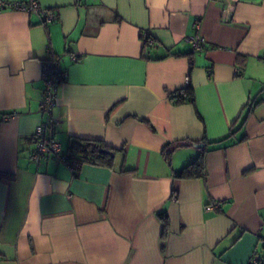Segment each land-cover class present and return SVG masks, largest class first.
<instances>
[{"label":"crops","instance_id":"crops-1","mask_svg":"<svg viewBox=\"0 0 264 264\" xmlns=\"http://www.w3.org/2000/svg\"><path fill=\"white\" fill-rule=\"evenodd\" d=\"M38 1L49 24L0 11V264H264V0ZM51 57L61 149L104 142L113 167L31 161ZM202 150L205 179H175Z\"/></svg>","mask_w":264,"mask_h":264},{"label":"built area","instance_id":"built-area-1","mask_svg":"<svg viewBox=\"0 0 264 264\" xmlns=\"http://www.w3.org/2000/svg\"><path fill=\"white\" fill-rule=\"evenodd\" d=\"M5 9H15L18 11H26L29 13L39 14L41 17H43V20L45 23L49 24L54 20L53 13L49 10L44 9L41 5H39L38 0H29L28 2H12V3H3L0 0V11ZM145 36L148 38L147 35ZM144 41V40H143ZM144 41V42H145ZM187 43L192 46L193 52H201L206 47V39L202 36H189L186 38ZM154 40H149V45H153ZM78 56H73V61H78ZM43 72H42V78H43V96L41 99V106H40V112L43 114L46 118L42 123L39 125V127L34 132V135L32 137L34 142V148L32 149L31 153V161L35 163H40L48 156L54 157L58 162H61L65 164L67 167L70 168V170L77 174V172L80 170L83 163L81 161H78L74 158H69V156H66L63 152V149H61V143L58 140L57 135V120L54 117L53 109L57 105L58 101V92H59V86L64 83V81L67 79V74L65 69L62 68V65L60 64V60L56 57H51V59H48L43 62ZM186 83L187 88H185L182 91H179L176 95H181L183 99H188L190 96L187 94V89L189 86H191L190 83V77H186ZM14 114L6 115L4 121L9 120L13 118ZM220 202H215V204H208L205 206V211L212 212L216 211L220 207ZM249 264H261V261H259V258L256 253H254L253 257L250 260Z\"/></svg>","mask_w":264,"mask_h":264},{"label":"trees","instance_id":"trees-1","mask_svg":"<svg viewBox=\"0 0 264 264\" xmlns=\"http://www.w3.org/2000/svg\"><path fill=\"white\" fill-rule=\"evenodd\" d=\"M146 32H143L141 37L145 41ZM148 38L146 37V41L144 42V46H150L149 40L154 39L153 36L147 33ZM179 92V91H178ZM177 94V93H176ZM187 94L190 96V98L183 99L181 95L175 96L177 100H175V104H183L186 102L194 103L195 96L192 94V87L189 86L187 89ZM173 98V101L175 99ZM198 145L200 146L199 142ZM204 145V144H203ZM66 156H69V158H74L78 161H81L83 164H94L101 167H113L114 164V156L115 151L108 147L104 142L98 141V140H86L82 138H71L68 148H67ZM173 148H171L169 151L166 152V156L170 157ZM204 150L201 151L199 154L200 156L190 162L187 166H185L181 170H177L174 172V178L175 179H190V178H196V179H205L206 177V167H205V154ZM11 176H5L0 172V180L7 179ZM166 213L160 214V217H162L163 221L165 222V226L167 225L168 217H166ZM261 264H263L261 262Z\"/></svg>","mask_w":264,"mask_h":264},{"label":"water","instance_id":"water-1","mask_svg":"<svg viewBox=\"0 0 264 264\" xmlns=\"http://www.w3.org/2000/svg\"><path fill=\"white\" fill-rule=\"evenodd\" d=\"M199 147H203V145L202 144H200V146Z\"/></svg>","mask_w":264,"mask_h":264}]
</instances>
